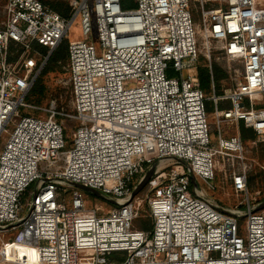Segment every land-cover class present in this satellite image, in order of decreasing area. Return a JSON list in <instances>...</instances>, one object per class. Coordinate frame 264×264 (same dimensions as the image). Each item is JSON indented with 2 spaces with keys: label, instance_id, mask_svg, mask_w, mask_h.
I'll return each mask as SVG.
<instances>
[{
  "label": "built area",
  "instance_id": "obj_1",
  "mask_svg": "<svg viewBox=\"0 0 264 264\" xmlns=\"http://www.w3.org/2000/svg\"><path fill=\"white\" fill-rule=\"evenodd\" d=\"M189 1L93 0L98 55L85 38L88 0H71L67 17L39 0L4 1L0 136L20 107L38 111L25 96L47 56L32 45L51 53L77 17L84 39L67 41L71 113L18 117L0 150V234L16 231L0 255L16 261L23 247L20 264H264L260 193L248 190L238 132L220 130L242 121L264 143V0H193L200 29ZM211 42L240 64L241 81L221 96L211 84L206 97L197 64L204 51L210 72ZM206 101L218 127L214 147ZM220 101L230 107L218 109ZM57 115L77 122L68 148ZM224 159L240 161L228 169L237 203L227 208L206 191ZM152 167L143 196L131 197ZM260 172L264 179V166ZM74 184L113 207L86 209ZM143 206L151 224L133 229Z\"/></svg>",
  "mask_w": 264,
  "mask_h": 264
},
{
  "label": "rangeland",
  "instance_id": "obj_2",
  "mask_svg": "<svg viewBox=\"0 0 264 264\" xmlns=\"http://www.w3.org/2000/svg\"><path fill=\"white\" fill-rule=\"evenodd\" d=\"M51 3L63 2L64 4H70L71 0H41ZM92 4L93 0H88V10L90 14V32L85 36L88 42L91 43L95 49V53L98 55L100 53L99 43L97 40L94 17L92 13ZM2 3H0V24L3 21L2 14ZM188 11L190 14L191 22L197 29L201 28L200 23V10L199 7L193 2V0L189 1ZM200 34V33H199ZM84 39V35L80 30L79 18L77 17L72 24L69 26L67 34L65 36V40L68 42L71 41H81ZM198 43L201 45V36H198ZM212 54L211 61L215 63L218 67H220L223 71L228 75V80L225 82V90H229L234 88L237 83L241 81L240 76V64L237 62L227 61L219 51L216 49L217 44L211 42ZM202 46V45H201ZM203 50V47H202ZM204 51L200 54V58L205 60L203 55ZM185 75V72L183 73ZM166 76L168 78L177 77V73L172 71H166ZM42 87L44 89V97L37 104L33 103L32 106L38 108L37 110L19 108L18 109V117L20 116H38L40 118H45L49 111L59 112L60 114H70L71 113V103H70V93L68 94L69 84L67 78L55 77L54 74H49L43 77L42 79ZM27 102V100H26ZM60 118H55L58 123H60L63 128V134L65 137V148H68L72 142V133L77 126V122L65 117V115H59ZM18 117L13 118L6 127V133L0 136V150L4 144V141L7 138V135L12 131L15 122L18 120ZM207 120L210 127L209 133V143L211 147H214L217 140V131L218 127L216 123L213 121L212 115L207 113ZM221 135L222 137H230L237 134V126L235 125H220ZM263 142L260 141L256 137L255 142L250 140H246L242 142L243 145V163L246 164L248 170V190L250 194L255 192H259V200L261 206L264 204V179L260 172V166H264V146H262ZM240 165V161L236 162V160H220L219 165H217V170L215 171V181L213 182L215 188L207 189L208 196L223 207H232L237 201L233 197L230 182H229V172L228 169L231 168L233 164L236 166ZM144 189V188H143ZM141 190L138 195L143 196L145 190ZM31 187L27 189L25 194L22 196V213L21 216H24L27 213V206L31 203ZM69 193V192H68ZM83 199L85 201L86 209H93L95 207H101L104 210H109L113 207V205L104 199L90 194L88 192L83 191ZM262 214H264V208L260 210ZM147 211L145 210V206L140 210V216L135 219L132 223L133 229H140L143 225L150 226L151 222L149 218L146 216ZM145 216V217H144ZM16 231H9L3 236L0 234V250L2 247V243L9 242ZM26 250L21 247L16 249V261L13 256H5L4 252H1L0 255V264H20L18 262L21 258L24 259ZM13 260V261H12ZM17 262V263H16Z\"/></svg>",
  "mask_w": 264,
  "mask_h": 264
},
{
  "label": "trees",
  "instance_id": "obj_3",
  "mask_svg": "<svg viewBox=\"0 0 264 264\" xmlns=\"http://www.w3.org/2000/svg\"><path fill=\"white\" fill-rule=\"evenodd\" d=\"M5 0H0V3H4ZM41 1V0H39ZM43 5L50 8L52 11L58 13L62 17H67L70 11V4H64L63 2H46L41 1ZM34 49L38 50L42 57L47 56V49L38 45H32ZM67 62V41L63 39L60 44L50 53L47 57L39 75L34 80L29 92L25 96V102L28 104L38 103L44 97V89L42 87V79L44 76L54 74L55 77L67 78V72L65 70ZM197 78L199 86L206 97L212 94L211 84L213 87V94L215 96H221L225 90V82L228 80V75L220 67H218L212 61L210 62V72L207 66L206 60L199 58L197 64ZM70 93V88L68 94ZM70 95V94H69ZM230 107L228 101H220L217 103L218 109H227ZM206 113H212L213 103L211 101L205 102ZM56 118H60L59 115ZM238 134L240 139L243 141L250 140L255 142L256 135L251 128L239 121L237 124ZM264 146V143L262 144Z\"/></svg>",
  "mask_w": 264,
  "mask_h": 264
},
{
  "label": "water",
  "instance_id": "obj_4",
  "mask_svg": "<svg viewBox=\"0 0 264 264\" xmlns=\"http://www.w3.org/2000/svg\"><path fill=\"white\" fill-rule=\"evenodd\" d=\"M50 55V53L47 54V57ZM46 57V58H47ZM155 167H152L147 173L146 175L144 176V178L142 179V181L133 189L132 191V194H131V197H134L136 196L143 188L144 186L146 185L147 181L149 180L152 172L154 171ZM192 181V180H191ZM74 186L76 188H79L81 190H84L90 194H93L95 196H98L100 198H102V196H100L98 193H96L95 191L91 190V189H88V188H84L83 186L81 185H78V184H74ZM264 208V204H262L261 206H258L257 210L256 211H260Z\"/></svg>",
  "mask_w": 264,
  "mask_h": 264
}]
</instances>
